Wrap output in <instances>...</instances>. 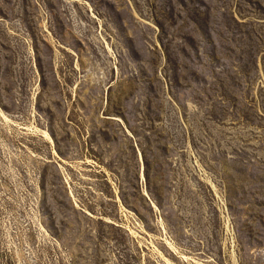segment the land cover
<instances>
[{"label":"rangeland","instance_id":"1","mask_svg":"<svg viewBox=\"0 0 264 264\" xmlns=\"http://www.w3.org/2000/svg\"><path fill=\"white\" fill-rule=\"evenodd\" d=\"M0 264H264V0H0Z\"/></svg>","mask_w":264,"mask_h":264},{"label":"bare ground","instance_id":"2","mask_svg":"<svg viewBox=\"0 0 264 264\" xmlns=\"http://www.w3.org/2000/svg\"><path fill=\"white\" fill-rule=\"evenodd\" d=\"M142 168H143V167H141V174H142ZM143 174H144V173H143Z\"/></svg>","mask_w":264,"mask_h":264}]
</instances>
